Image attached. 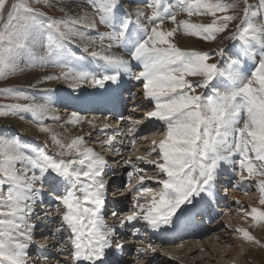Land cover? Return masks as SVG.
I'll use <instances>...</instances> for the list:
<instances>
[{"label":"snow or ice","instance_id":"snow-or-ice-1","mask_svg":"<svg viewBox=\"0 0 264 264\" xmlns=\"http://www.w3.org/2000/svg\"><path fill=\"white\" fill-rule=\"evenodd\" d=\"M35 3L42 6L35 7L29 0H0V80L39 69L44 74L34 77L35 83L28 87L63 81L76 91L84 86L105 88L109 83L119 86L122 75H128L142 84L143 98L153 104L151 110H144V118L162 122L165 131L148 151L156 159L137 157L153 165L156 175H139L132 185L134 172L146 169L124 160L132 169L124 173L127 191L133 193L132 209L124 216L111 212L119 225L105 217L108 160L94 148L84 147L83 137L63 143L52 134L54 155L47 145L29 150L16 139L0 138V264H29V249L41 219L39 205L46 192L55 203L43 210L44 217L59 221L49 233L56 241L51 246L63 245L60 250L68 257L57 259L56 264H127L121 259L125 245L117 238L121 229L134 228V222L141 220L145 227L158 230L203 218L218 203L221 175L228 170L235 181L231 187L247 191L254 181L260 194L259 207L246 208L234 201L244 220L250 221L234 231L248 244L264 248V0H176L175 4L149 0L145 8L134 11L124 9V0ZM241 4L242 14H238ZM57 10L59 18L48 14ZM196 16L212 19L195 22L191 18ZM166 21L171 26L166 27ZM101 26L106 30L100 31ZM85 30H94L97 36L89 37ZM221 34L234 42L231 49L199 51L179 44L180 35L216 41ZM68 43L103 62L102 70L77 67L74 62L83 57L70 54ZM115 47L124 48L126 55L114 52ZM250 61H255V71H249ZM133 62L140 69L136 73H132ZM0 92L17 101L0 104V116L26 112L41 132H51L44 121L52 100L41 102L14 88ZM138 110H142L139 103L132 112ZM120 119L141 123L131 114ZM80 120L74 111L67 122ZM101 131H108L107 125ZM119 135L117 130L103 143L112 147ZM135 144L133 139L131 146ZM237 155L239 160L234 159ZM146 180L160 188L147 205L138 203L145 192L153 191ZM119 189L117 185V193ZM257 230L260 238L254 234ZM37 247L38 258L47 262L51 257L44 252L49 245ZM136 251L140 264L155 249L149 243Z\"/></svg>","mask_w":264,"mask_h":264},{"label":"rangeland","instance_id":"rangeland-1","mask_svg":"<svg viewBox=\"0 0 264 264\" xmlns=\"http://www.w3.org/2000/svg\"><path fill=\"white\" fill-rule=\"evenodd\" d=\"M250 2L251 3H255L256 0H250ZM29 3H31L35 7H41L42 6V5H36L35 0H29ZM135 3H137V2H135ZM124 4L126 6L127 2L124 1ZM124 4H123V7H125ZM141 6L142 7H146L145 4H141ZM242 8H243V4L240 5V9L238 10V14H242V12L240 11V10H242ZM48 14L50 16H52L53 18H59L58 10L57 11H48ZM191 19L194 20L195 22L207 23V22H210L212 18L209 17V16H196V17H192ZM133 27H135V26H133ZM101 28H102V26H101ZM101 28H100V31H105L104 28H102V29ZM85 32H86L87 36L92 37V38H95L96 35H97L96 31H94V30H85ZM194 39L195 40H193L191 43H192V45L195 48H190V49H196V50H199V51H212V50L216 49L217 47H224V48L231 49L232 45L234 43L231 40H225L223 34L218 35L216 41H205L203 39H199V38H196V37ZM194 41H196V42H194ZM69 48L72 50V52H74V51L76 52L75 55H78L79 53L83 52V51H81L82 49L80 47H78L76 44H73V43H68L67 44V49L70 50ZM124 52H125V50L123 49V52H121L120 54L123 53V55H126V52H125V54H124ZM93 62H94V65L92 64V66L90 67L92 70H90V68L87 69V70L93 71V70L98 69V70L101 71L100 64H102L103 62L94 60L91 63H93ZM82 63H86V61H84ZM249 64H250L251 70L255 71V67H254L255 61H250ZM81 65L82 64H80V66ZM133 67H136L137 71H136V69L132 68V73H136V72H138L140 70L139 67L136 66V62H133ZM121 81L122 82L119 85L120 87H118L115 84L109 83V84L106 85V87L104 89L103 88H99V90H94V89L93 90H86V89L90 88V86H84L80 90L73 91V90L69 89L68 85H66L65 87L63 86V89H61V88H58V89L59 90H64V91H66L68 93L61 92V91H58L57 93H59L58 98L60 99V101L62 103H66L67 102L68 105H71L70 107H74V111L77 112L79 115L82 114V117L86 116V117H84L85 121H84L81 129L80 128L77 129V130L72 129L71 132L74 133L76 136H80V137L84 138V141H85V143L83 145L84 147L94 148L104 158H105L106 154L110 155L111 158H105V159L108 160L109 168L112 169V167L113 168L116 167L115 170H114L116 179L111 181V184H110L111 188H110L109 192H111L113 189L117 190V185H119L121 187L119 189V192H121L120 196H117L118 197V199H117L118 202L117 203H118L119 206H118V210H116V211L119 212L121 214V216H124V215H128L130 213V210L132 209V199H131V197L133 195V193H130V192L127 191V187H126V185L128 183L127 177L125 175H123V178H122V176H120V173L125 170L124 160L125 159H130L132 161V163L136 164L137 166H139L141 168L146 169V171L143 172V173H139V174L134 173L133 178L131 180V184L132 185H135L138 182L139 175H145V176H154V175H156L157 171H156V169H155V167L153 165L142 163L140 160H137V157H144L145 159H156V155L155 154H153V156L149 157L148 156V151L153 147L152 141L159 142V140H161L163 138V133L165 131V128H164V125L162 124V122H160L158 120H155L154 118L153 119H145L144 118V110H151L152 107H153V104L149 103L147 100H145L143 98V96H142V88H143L142 84L137 82V81H135V80H130L128 78V75H122ZM134 81L137 83V86H135V87H134V85L132 83ZM59 82L60 83H65L63 81H59ZM21 83H22V76L18 73L15 76L9 77L7 80H0V89H2V88H14V89H16L17 91L20 92V89H21V85L20 84ZM124 84H126V85H124ZM127 84H130V87H131V89L129 88L128 91H127V89L124 90V88H123V86L129 87ZM111 86H113V88H117L118 87L122 91L124 90L123 92L122 91L120 92V90L119 91H115V93H116L115 95L118 97L119 101H120V98L121 99L122 98L125 99V100H121L120 101L121 105H123L122 109L125 111V114H126V116L125 115L124 116L127 117V116H129L131 114L134 117L135 120H140L141 123L140 124H135V123H128V122L125 121L126 122V128H125V125H123V126H121L123 128L120 127L121 129L119 130V132L122 133V135H119V137H121L120 141H118L116 144L114 143L112 145V147L104 146L105 148H103L102 143L104 141H106L107 136L112 135V133H111V130L109 131L111 134H109L108 131L105 132V131H101V130L104 129L105 125H107L108 129L115 128V126L112 123V121H114V123L116 122V124L118 125V121L116 120L117 119L116 117H117V113H118L119 109L121 108V106H119L118 104L115 103L116 96H114L113 99L110 98L111 100L109 99L110 103H111V107H113L114 110L116 111V116L115 117L112 116L113 120L108 117L109 116L108 113H104L105 115H108V116H101V114L99 113L100 111L98 112L99 114L98 113H92L91 114V112H89V110L87 111V113H89V114L80 113V112H84L85 110L77 109L76 106H79L78 105L79 103L77 102V97L78 96H82V98L83 97L92 98V105L93 106L95 105V107H97L99 110H101V108H102L101 106H104V99L108 98L110 96L109 91L111 93L112 90H110L109 88ZM107 88H108V90L105 91V89H107ZM131 93H136L137 94L135 96V98H133L130 95ZM46 95L50 96L51 94L50 93H46ZM62 95H63V97H62ZM102 98H104V99H102ZM73 100L75 102H72ZM94 101H95V104H94ZM16 102L17 101L13 100L11 97H6L4 93L0 92V104H8V103H16ZM137 103L140 104L142 110H138V111L133 113L132 112V108ZM99 106L101 108H99ZM107 106L108 105H106V107ZM102 109H107V108H102ZM0 110H2V109H0ZM74 111H72V112H74ZM22 114L27 115L29 113L22 112ZM69 115H71V113L68 114V115H65L63 112L62 113H60V112L58 113L57 112V115L55 114V116L59 117V122L61 120H62V122H64L65 119L70 117ZM8 116L10 117L12 115L9 114ZM8 116H6V117L0 116V127H1L0 128L1 129L0 130V137H6L7 129L8 130L10 129L9 126L6 123L3 122L4 119L7 118ZM27 116L29 117V119H27V121L30 124L33 125V129H34L33 130V134H35L37 136L40 135L38 137L36 136L37 139L38 138L39 139H38V142H37L38 144H35V145L43 146L42 142L45 140L47 142V144L49 145V147L51 146V148H53L54 145H53V142L51 140V136L49 134L45 133V132H41L40 131V127H38L35 124H33L34 120L31 119L32 117L30 116V114L27 115ZM88 116H89V118H87ZM86 121L95 122L96 125L94 123H92L91 125L93 126V129L89 130L91 127L90 126L88 127L89 124ZM22 122H24V121H22ZM44 123H45V126H48V127L51 124L53 125V122H51V121L47 122L45 120ZM55 124H60V123L56 122ZM128 131H131V132L133 131V132H136V133H140L141 136L139 138L136 137V138L129 139L128 138ZM92 132H95V134H93ZM60 133L62 134V137L66 136V131H60ZM101 133H102V135H101ZM102 137H103V139H101ZM133 139L136 140V144H135L134 147L131 146V141ZM40 141H42V142H40ZM119 142L120 143L122 142L123 145L126 146L125 151H124V148H121V144ZM90 143L91 144L92 143H96L97 146L93 145V147H92V145ZM118 143H119V145H117ZM104 145H105V143H104ZM115 146H116L117 149H120L121 153L124 151L125 154L123 155V158H125V159H123V161H122L121 158H120L119 161H118L119 158L115 159V157L117 155ZM51 148H49L50 151H52ZM100 150L101 151L103 150L104 152L102 151V153H101ZM107 150H111V152H109ZM114 154H115V156H114ZM236 157H238V155L234 157V159L238 160L239 158L237 159ZM116 169L117 170L120 169V170L116 171ZM121 169H123V170H121ZM111 179H112V177L110 178V180ZM224 179H227V180L224 181ZM234 182L235 181L233 179L232 171L231 170L224 171L223 174L221 175V183H220L221 191H220V195L218 197V203L213 205V209H212L213 212L212 213L210 212L211 214L209 213L210 216H208V214L205 216V220L203 222L204 230H203V233H201L199 235V237H197L195 239H193V238L188 239L187 242H186L185 239H182V238L178 237L181 240L179 239L177 242H175L176 244H168V243L161 244V243H159V241L156 240L152 244V247L155 249V252L153 253L155 255V258H153V260H152V257H150V256L146 257V259L144 258L142 261H140V264H142L143 262H144L143 264H149L151 261L154 262V263L152 262V264H159V263L160 264H168L166 260H168V261H170V260L167 259V258L171 259L172 257H173V259L175 258V260H176L175 262L173 261V264H227V262H225V260H229V264H260L258 261L261 260V258H260L261 255L257 254V257L256 256L253 257L251 252H249V257L246 256L245 258H243L244 260H241V261L238 260L239 261L238 263H237V261L234 262L235 260H231L233 255L229 251H232L234 249V247L236 246L235 244H232V243H233V241H235V238L237 236H236V232H233V233L231 232V231H234L233 230L234 228L229 227L227 225V223L229 222V224L230 223L233 224L237 219H240V218L242 219L243 218V212L240 211V205H237L236 203H234V201L239 200L241 202V205L246 207V208L249 207V206H256V205L252 204V202L255 201L254 200L255 197H253V196H255V194H257V192L255 191L256 190L255 189L256 188V184H255L254 181L249 184L247 191H245L244 188L237 189V188L231 187L230 184L234 183ZM146 185L148 187L152 188L153 191L145 192L142 195V197L140 198V200L138 201V203H144V204L147 205V203L150 201L152 196L160 191V188H159L158 185H156L152 181H148V180H146ZM225 189L227 190L226 198L224 197V190ZM50 196L51 195L48 192H46L43 195V201H46V199L53 200V198L50 197ZM115 200H116V198H115ZM250 201H252V202H250ZM52 204H54V203H52ZM47 205L44 204L46 209H49L50 206L48 205L49 206L48 207ZM42 206L43 205L41 203L39 205V217L41 219H40L39 227L36 229L35 238H34L36 244H37V241L41 242V240H43V244L45 242L47 243L46 238H51L52 239V237L50 236L49 232H50V230L54 229L56 227L57 223L59 222L55 217H53V219H54L53 223L51 222L50 218L44 217V213H42V210L40 208ZM219 207L222 209V211L223 210H227V208H228V212H222V211L215 212L216 208H219ZM256 207H259V204ZM106 209H107V205H106ZM105 216H106V220L109 221L108 219L111 216V213L110 212H106ZM211 218H213V219H211ZM232 219H233L234 222L232 221ZM43 223L47 224V226H48L47 230L44 229L45 226H44ZM52 224H55V225H52ZM115 224L119 225V220L118 219H115ZM180 224H181L180 227H175V228H184L186 225H191L192 226L194 224V222H190V223L182 222ZM231 224H230V226H231ZM41 225H43V226H41ZM50 225H52V226H50ZM208 225L210 227L212 226L211 227L212 229ZM129 227H131L132 229H135L136 231L138 230V232H142L143 236L146 235V232L148 233V231L149 232L153 231L152 232L153 234H156L157 232L160 233V234L157 233L156 235H162V234L168 232V231L164 230V228H163V230L162 229L153 230V229L147 228V227L144 226V222L142 220L138 221V222H134V228H133V225H128V226H126L125 228H123L121 230H125L126 231V230H128ZM206 227H208V228H206ZM121 230H120V233H122V234L119 235L120 234L119 233L118 236H120L119 239H121L122 243H124V245H126V242L129 241V239H128L129 235L126 234V233H129V232L124 233ZM39 231L40 232L42 231L41 233H44L46 231L44 233V235H46L45 238H44V236L42 238H40L41 235L39 236V233H40ZM224 231H227L229 233H225ZM222 232L224 234H226V235H223V236H227V234L230 235L231 237L233 236L232 237L233 239L231 238V240L229 242L230 244L228 243V245H227V243H225V242L224 243H220V242L217 241V239H215V238H217L215 236L220 234V233H222ZM234 233H235V236L233 235ZM192 235H193V233H192ZM118 236H117V238H118ZM173 237H174V235H173ZM173 237L171 235V238H173ZM124 239H127L128 241H125ZM164 240L168 241V239H165V238H164ZM208 240L209 241L211 240V241L208 242ZM130 241H133L131 237H130ZM141 241L143 243H141ZM146 241H145V237H142V239H137L136 240L137 244L134 243V245H133L134 247L131 246L132 247L131 253H130L131 257H134V254L137 253L136 250L138 248L147 246ZM201 242L203 244H201ZM205 243L208 244V246L206 248H204V244ZM262 243H264V239H262ZM36 244H34V245H36ZM188 244H190V245L188 246ZM192 244H196V245H192ZM224 244H226L228 246V248ZM37 245H42V243L41 244H37ZM223 246H224L225 249L222 248ZM199 247H201V249H198ZM176 248H178V249L182 248L180 250V253H178L179 252V251H177L178 249L175 250ZM59 249H60V246H58V249H56L54 247V250H51L52 253H55L53 258H52V260L55 261V260H57L60 257V258H63V261H64V260H66L68 258L67 255H66V258H65L64 255L58 254ZM36 251H34V249L31 250L29 259L32 258L35 255L37 256V254L38 255L41 254L40 253L41 250H37L36 249ZM173 251H175V252H173ZM254 251L256 253H261V252H264V248L259 247V246H255L254 247ZM49 252H50V250H49ZM221 252H223V254H221ZM176 253H178V254H176ZM227 253H229V254H227ZM56 254H57V257L55 256ZM127 254H128V252L122 254L121 255V259L123 261L127 262V264H137L136 258L135 259L132 258L133 260H128V258H127L128 255ZM225 255H228V256H225ZM165 257H166V259H165ZM146 260H147V262H146ZM41 261L42 260H40L39 262H41ZM81 264H84V261H82Z\"/></svg>","mask_w":264,"mask_h":264},{"label":"bare ground","instance_id":"bare-ground-1","mask_svg":"<svg viewBox=\"0 0 264 264\" xmlns=\"http://www.w3.org/2000/svg\"><path fill=\"white\" fill-rule=\"evenodd\" d=\"M124 1H126L127 2V5L125 6V4H124V9H126V10H128V11H134L136 8H145V7H142L141 6V4H147L148 2H149V0H124ZM135 2H137V3H135ZM164 2L167 4V3H172V4H175L176 3V0H164ZM179 18V17H178ZM133 19H135L134 17H133ZM146 23V22H145ZM168 26H171V22L170 21H166V27H168ZM103 28V27H102ZM101 28V29H102ZM104 30H106V29H104ZM95 33V32H94ZM93 33V34H94ZM97 34V33H96ZM90 35V34H89ZM97 36V35H96ZM195 37H186V36H183V35H180L179 36V44H180V46L181 47H186V48H195L193 45H192V41L193 40H195L194 39ZM194 42H196V41H194ZM71 45V44H70ZM70 49V48H69ZM123 49L124 48H122V47H115L114 49H113V51L114 52H116V53H118V54H120L121 52H123ZM82 51V50H81ZM68 52L70 53V54H72V55H74V56H77V57H83V59H81V60H79V61H75V62H79L80 64H82L80 67L81 68H86V69H89L91 66H92V64L94 65V62L93 63H91L92 61H94L91 57H89V56H87V54H85L84 52H81V53H79L78 55H75L76 54V52L74 51V52H72V50L70 49V50H68ZM123 54V53H122ZM124 54H125V52H124ZM84 61H86V63H82V62H84ZM96 65V64H95ZM100 69L102 70V68H103V63L102 64H100ZM248 69H249V71H252L251 70V68H250V64H248ZM90 70H92L91 68H90ZM49 71H53V70H51V69H49ZM44 73H43V71H41V70H39V69H34V70H31V73H29L28 71H26L24 74H20L21 76H22V83L20 84L21 85V89H20V92H22V93H24L25 95H29V96H34V97H36L37 98V100H39V101H41V102H44L45 100H52L53 101V103H52V106H51V112L49 113V118H46L45 120L47 121V122H49V121H51V122H53V125L51 124V125H49V128L51 129V132L50 133H47V134H49L50 136L52 135V134H55L56 136H57V138L58 139H60L63 143H70L71 142V140L72 139H74L75 137H78V136H76L74 133H72L71 132V130L72 129H74V130H77V129H81V127H82V125H83V123H84V121H85V119H84V117H86V116H80L79 114V116L81 117V120L78 122V123H68L67 121H69L70 119H71V115H69L70 117H68L67 119H65V121L64 122H62V120L59 122V120L58 121H55V120H53V119H51L50 117H52V116H55V114L57 115V112L59 113H64L65 115H68V114H70V113H72V111H74V107H70L71 105H68L67 104V102L66 103H62L61 101H60V99L58 98V91H61V92H65V93H68V92H66V91H64V90H59L58 88H61V89H63V86L65 87L66 85H67V83L65 82V83H60V82H56V81H53V82H47V83H45V84H42V85H40V86H38V87H36V88H31V87H28L27 85L29 84V83H35V79H34V77H39V76H42ZM19 76V75H18ZM17 84V83H16ZM62 84V85H61ZM11 85V84H10ZM17 87V86H16ZM48 89H51V91H46V90H48ZM65 89V88H64ZM99 90V88L98 87H91L90 86V88H88V89H86V90ZM104 89V88H103ZM106 90H108V88L107 89H105V91ZM46 93H50L51 95L50 96H48V95H46ZM116 94V93H115ZM93 96V95H92ZM62 97H63V95H62ZM77 97V96H76ZM137 98V97H136ZM102 99H104V98H102ZM107 99V101L109 100L108 98H105L104 99V101ZM112 99V98H111ZM77 100L81 103V105H79V106H77V109H81V110H85L84 112H80V113H85V114H89V113H87V111L89 110V112H91V114L92 113H98L99 111L96 109V108H94L92 105H91V103H90V98H88V97H83V98H80L79 96L77 97ZM66 101V100H65ZM72 102H75L74 100L72 101ZM102 102V101H101ZM100 102V103H101ZM99 103V102H98ZM60 104V105H59ZM94 104H95V101H94ZM115 104V103H114ZM117 104V103H116ZM68 105V106H67ZM75 105V104H74ZM73 106V105H72ZM102 108H109L108 106L106 107V105L104 104V106H101ZM123 108V106L121 105V109ZM77 111V110H76ZM79 112V111H78ZM108 113V115L111 117V118H113L114 117V114L111 112V111H108L107 112ZM84 114V115H85ZM27 115H29V114H27ZM27 115H25V114H22V113H18L17 115H15V116H8L7 118H5L4 119V123H6L8 126H9V130L7 129V134H6V137H0V138H12V139H16V140H18L21 144H24V145H27V146H29V150L31 149V148H41V147H44L45 145H47V150H48V152L50 153V154H52V155H54L55 154V152L57 151V149H56V147L54 146L53 148H51V146L49 147V145L47 144V142L44 140H42V141H40V142H42L43 143V146H37V145H35V144H38L37 142H38V139H37V137L38 136H40V135H35V134H33V125L32 124H30L28 121H27V119H29V117L27 116ZM121 115L122 114H120L119 113V117L118 118H120L121 117ZM21 116H23L24 117V119H21L20 117ZM113 116V117H112ZM57 117V116H56ZM125 117V116H124ZM87 118H89V116L87 117ZM103 118V117H102ZM32 119V118H31ZM22 121H24V122H22ZM103 121V120H102ZM119 121H120V124H119V130H120V127L121 126H123V125H125V121L124 120H121V119H119ZM56 122H58V123H60V124H55ZM86 122H88V127L90 126L91 128L89 129V130H91V129H93V126L91 125L92 123H94L95 124V122H92L91 121V123H89L90 121H86ZM104 122V121H103ZM33 124H35L36 126H38V127H40L35 121H33ZM45 124V123H44ZM85 125V124H84ZM96 125V124H95ZM48 127V126H47ZM1 128V127H0ZM5 128V127H4ZM35 128V127H34ZM6 129V128H5ZM1 130V129H0ZM3 130V129H2ZM37 130V129H36ZM118 129H116V130H111V133L113 134V132H115V131H117ZM118 130V131H119ZM5 131V130H4ZM60 131H66V136H64V137H62V134L60 133ZM110 130H108V132H109ZM122 131V130H121ZM140 131V130H139ZM133 132V131H132ZM37 133V132H36ZM93 134H95V132H92ZM110 132H109V134H111ZM45 134V133H44ZM97 135V134H96ZM101 135H102V133H101ZM37 136V137H36ZM107 136V135H106ZM43 137V136H42ZM127 137V136H126ZM118 138H119V136H117V138H116V141H115V144L118 142ZM121 138V137H120ZM101 139H103V137L101 138ZM107 140V139H106ZM128 142V141H127ZM120 143V142H119ZM138 143V142H137ZM91 144V143H90ZM121 144V143H120ZM92 145V144H91ZM118 145V144H117ZM102 146H103V148H105L104 146H107L106 144L104 145V143H102ZM49 148H51V150L52 151H50V149ZM102 148V147H101ZM117 149V148H116ZM105 150V149H104ZM101 151V150H100ZM103 151V150H102ZM102 151H101V153H102ZM104 152V151H103ZM120 152V151H119ZM124 152V151H123ZM123 152L121 153H119V154H117L116 155V157H115V159L116 158H119V157H122L123 156ZM117 153V152H116ZM73 155H75V154H73ZM114 156H115V154H114ZM59 158V157H58ZM57 158V159H58ZM105 158H111L110 157V155L108 154H106V156H105ZM113 158V157H112ZM237 159L239 158V156L238 157H236ZM239 160V159H238ZM116 161V160H115ZM117 162V161H116ZM114 163V162H113ZM116 164V163H115ZM17 167H19V165H17ZM112 170L114 171L115 170V168H113L112 167ZM129 170H132L131 169V167L130 166H128V167H126L125 166V172L126 171H129ZM116 171H118L117 169H116ZM124 172V173H125ZM119 173V172H118ZM124 173L123 174H120V176H122V178H123V175H124ZM135 173V172H134ZM113 174V173H112ZM137 174V173H136ZM118 178V177H117ZM116 179V176H115V173L112 175V179L110 180V184H111V181H113V180H115ZM225 180H227V179H224V181ZM6 187L7 186H5V193H6ZM121 188V187H120ZM256 189V188H255ZM112 190V189H111ZM61 191H63V189H61ZM256 192H257V194H255V196H253V197H255V201L254 202H252V201H250V202H252V204H254V205H258L259 204V196H260V194H259V192H258V190L256 189L255 190ZM111 192H113V193H116V195H113V197L114 198H116L115 196H117L119 193H117V191H111ZM150 192V191H149ZM255 192V193H256ZM254 193V192H253ZM108 194H109V192H108ZM150 194V193H149ZM146 195V194H145ZM120 196V195H119ZM50 197H52V196H50ZM229 198V197H228ZM150 199V198H149ZM49 201L50 200H48V199H46V201H43L42 202V207H40L41 208V210H42V213H44V211L43 210H46V207L44 206V204H48L49 205ZM220 203V202H219ZM225 203V202H224ZM117 198H116V200H114L113 201V204H112V206L114 207L115 206V211L117 210V208H118V206H117ZM106 205H107V203H106ZM223 205V204H222ZM225 205V204H224ZM217 207V206H216ZM105 210H107L106 208H105ZM220 212V211H222V209L219 207V208H216V210H215V212ZM213 212V210L211 211V213ZM222 212H228V208H227V210H223ZM210 213V214H211ZM208 214V216H210V214L209 213H206V214H204V216H203V218H200V217H197L198 219H196L195 221H194V224L191 226V225H186L184 228H180V229H175V228H173L172 229V233H171V235H172V237H173V235H175L177 238L178 237H181L182 239H185L186 240V242H187V240L188 239H191V238H193V239H195V238H197V237H199V235L201 234V233H203V230H204V224H203V222H204V220H205V216ZM213 216V215H212ZM215 216V215H214ZM108 217V216H107ZM220 217V216H219ZM240 218V217H239ZM51 219V222L53 223L54 222V219L53 218H50ZM203 219V220H202ZM211 219H213V218H211ZM109 221V223L111 224V223H115V218H113L112 216H110L109 217V219H108ZM209 221V220H208ZM232 221H233V219H232ZM207 222V221H206ZM234 222V221H233ZM215 223V222H214ZM248 223H250V221L249 222H246L245 220H244V218H240V219H237L233 224H231V226H230V224H229V222L227 223V225L229 226V227H231V228H234L233 230H235L237 227H247V224ZM44 224V223H43ZM52 225H55V224H52ZM180 225L181 224H179L177 227H180ZM41 226H43V225H41ZM44 226H46L45 224H44ZM51 226V225H50ZM192 228V232H191V234L192 233H194L191 237H190V235H189V233H185V232H183L184 231V229H189L190 227ZM209 226V225H208ZM210 227V226H209ZM212 227V226H211ZM210 227V228H211ZM206 228H208V227H206ZM44 229H46L47 230V228H45L44 227ZM51 229V228H50ZM162 230H163V228H161ZM195 229V232H193V230ZM212 229V228H211ZM216 229V228H215ZM143 230V229H142ZM231 230V229H230ZM122 232H124V233H126L128 230H121ZM175 231H177V233H175ZM179 231L180 232H183V233H179ZM40 232V231H39ZM42 232V231H41ZM40 232V233H41ZM46 232V231H45ZM44 232V233H45ZM48 232V231H47ZM146 232V231H145ZM149 232V231H148ZM153 232V231H152ZM157 232V231H156ZM162 232V231H161ZM225 233H229V232H227V231H224ZM232 233L233 232H235V231H231ZM39 233V236L41 235H43L44 233H41L40 234ZM50 233V232H49ZM157 233H159V232H157ZM156 233V234H157ZM215 233V232H214ZM122 233H120L119 235H121ZM126 234H128V233H126ZM151 234V232L150 233H148V235H150ZM160 234V233H159ZM231 234V233H230ZM255 235H257V237L258 238H260V236H261V234H260V232L257 230L255 233H254ZM144 236L145 237V241H146V237H149V236ZM223 235H226V234H224L223 232L222 233H220V234H218V235H216L215 237H217V238H215V239H217V241L218 242H220V243H227V245H228V243L230 242V240H231V238L233 237H231L230 235H228L227 234V236H223ZM234 236H235V233L233 234ZM236 236H237V234H236ZM37 237V236H36ZM119 237L120 236H118V239H119ZM229 239H228V238ZM151 239H153V242L151 241V239H147V241H146V243H147V245L150 243L151 245L157 240V241H159V243H161V244H165V243H168L169 244V242L168 241H165L164 240V237H159L158 235H152L151 234V237H150ZM51 238H46V240H47V243L45 242L44 244H48L49 245V247L47 248V250L44 252V254L45 255H49L50 254V259L47 261V262H45V261H41V262H39L41 259H39L38 257L40 256V255H38L37 254V256L35 255V256H33L32 258H30L29 259V264H56V262H57V260H52V258H53V256H54V254L55 253H52L51 252V250H54V247H52L51 245H53V244H56V241H55V239H51ZM180 239V238H179ZM207 239V238H206ZM233 239V238H232ZM121 240V239H120ZM125 241H128L127 239H124ZM181 240V239H180ZM135 241V240H134ZM151 241V242H150ZM211 241V240H210ZM209 240H208V242H210ZM173 242H174V244H176L175 242H177V240H173ZM172 242V243H173ZM43 244V240H41V242L40 241H37V244ZM134 243L135 242H133V241H131V242H126V245H125V248H124V251H123V254L124 253H127L128 252V260H133V259H135L136 257H137V253L136 254H134V257H131V255H130V253H131V249H132V247L131 246H133L134 245ZM34 244H36V243H34ZM37 244L36 245H33L30 249H29V252H31V250H33L34 249V251H36V249L37 250H41L40 248H38L37 247ZM201 244H203L202 242H201ZM200 244V245H201ZM230 244V243H229ZM232 244H235L236 246L234 247V249L232 250V251H229V252H231L232 253V259L231 260H235L234 262H236L237 261V263L239 262V261H241V260H244L243 258H245L246 256L247 257H249V252H251L252 253V255H253V257H257V254H260L261 255V260H259L258 262L260 263V264H263L264 263V252H261V253H256L255 251H254V247L255 246H253V245H250V244H248L247 242L245 243V241H243L241 238H239L238 236L235 238V241H233V243ZM140 245V244H139ZM190 244H188V246H189ZM192 245H196V244H192ZM199 245V244H198ZM227 248H228V246L226 245V244H224ZM58 246H60V249H61V247H63V245H58ZM58 246L57 247H55L56 249H58ZM208 246V244L207 243H205L204 244V248H206ZM222 248H224V246L222 247ZM59 249V251H58V254H62V255H64L65 256V258H66V254L65 253H63V252H61V250ZM178 248H176L175 250H177ZM182 249V248H181ZM181 249H178L177 251H179L178 253H180V250ZM198 249H201V247H199ZM197 249V250H198ZM225 249V248H224ZM231 249V248H230ZM49 250H50V252H49ZM171 250V249H170ZM169 250V251H170ZM174 250V249H173ZM215 250V249H214ZM222 251V250H221ZM61 252V253H60ZM173 252H175V251H173ZM228 252V251H227ZM35 253V252H34ZM41 253V252H40ZM154 252H151V251H149L148 253H147V255H144L143 256V259L145 258L146 259V257H152V260H153V258H155V255L153 254ZM178 253H176V254H178ZM216 253V252H215ZM221 254H223V252H221ZM227 254H229V253H227ZM61 256V255H60ZM63 256V257H64ZM225 256H228V255H225ZM157 257V256H156ZM167 257V256H166ZM166 257H165V259H166ZM224 257V256H223ZM133 258V259H132ZM60 261H63V258H58ZM68 259V258H67ZM142 259V260H143ZM151 259V258H150ZM167 259H169L170 261H168V260H166L167 261V263L168 264H173V261L175 262L176 260H175V258L173 259V257L170 259V258H167ZM141 260V261H142ZM230 260V261H231ZM239 260V261H238ZM150 261V260H149ZM146 262H147V260H146ZM152 262L153 261H151L149 264H152ZM225 262H227V264H229V260H225ZM144 263V262H143ZM142 263V264H143ZM154 263V262H153ZM85 264H88V262L87 261H85ZM160 264V263H159Z\"/></svg>","mask_w":264,"mask_h":264}]
</instances>
